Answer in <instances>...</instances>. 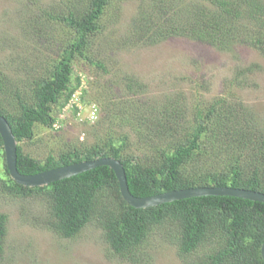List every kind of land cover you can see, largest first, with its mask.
Here are the masks:
<instances>
[{"label": "trees", "instance_id": "1", "mask_svg": "<svg viewBox=\"0 0 264 264\" xmlns=\"http://www.w3.org/2000/svg\"><path fill=\"white\" fill-rule=\"evenodd\" d=\"M15 1L21 32L40 45V55L28 64L25 77L15 74L19 77L13 79L0 61V114L16 136L21 173L114 156L125 168L130 192L138 197L206 186L264 193V121L255 118L241 98L220 95L188 106L177 94L164 102H138L131 95L140 93L143 82L129 75L111 91L114 98L103 101L97 124L89 125L92 141L65 138L60 131L65 120L56 111L61 114L75 95L82 103L90 101L89 80L75 72L76 65L101 76L113 71L107 56L111 42L104 44L101 39L109 38L108 31L110 36L114 33L109 23L115 19L119 0ZM144 1L128 25L129 36L117 41L119 46L131 41L156 45L179 36L220 50L249 45L264 59V0H149L146 7ZM14 53L16 49L6 60L10 65L17 62ZM109 81L111 77L106 83L111 88ZM112 100L116 106L110 112ZM72 108L78 119L82 106L75 103ZM54 130L47 141L59 139L62 146L50 147L43 160L24 150V143L32 144ZM0 195L19 199L25 221L62 238H72L96 222L109 249L121 260L135 263L145 252L151 261L143 246L158 230L168 235L184 264H264V201L202 195L134 207L122 197L115 172L107 165L43 186L23 185L10 177L1 134ZM36 201L46 208V216H33ZM8 225L7 213L0 212V263Z\"/></svg>", "mask_w": 264, "mask_h": 264}, {"label": "rangeland", "instance_id": "2", "mask_svg": "<svg viewBox=\"0 0 264 264\" xmlns=\"http://www.w3.org/2000/svg\"><path fill=\"white\" fill-rule=\"evenodd\" d=\"M149 2L145 0L144 7ZM140 3L141 0H119L115 19L109 23L114 33L110 36L108 31L109 38L101 39L104 44L111 42L107 45V56L113 70L110 75L101 76L99 72L95 74L82 64L76 65L75 72H80L89 80L87 99L91 102L77 103L82 106L78 119L74 118L70 103L63 107L61 114L56 111L65 120L64 128L60 130L65 138L79 137L80 141H92L93 136L88 134L89 125L97 124L103 101L109 97L114 98L111 91H114L122 78L129 75H136L143 82L139 86L140 93L137 96L131 95L138 102H164L181 94L188 106H193L224 95L230 100L241 98L250 105L247 108L253 111V116L264 121V59L256 48L238 45L233 51L220 50L207 43L179 36L156 45L145 46L131 41L127 46H119L117 41L129 36L128 25L139 13ZM18 11L15 0H0V61L3 70L13 79L19 77L15 74L25 77L28 64L33 63L32 60L35 61L40 55V45L21 32ZM118 47H121L120 51ZM14 49L16 53L13 56L17 62L10 65L6 60ZM21 65H25L23 69ZM247 68L251 69L242 71ZM38 70L39 67L36 66L35 71ZM108 77H111V88L106 86ZM29 84L30 82L24 83V88H28ZM26 94L23 91V95ZM115 106L116 101L112 100L109 111L113 112ZM86 119V123L80 121ZM257 122L261 123L259 120ZM128 128L130 129L129 126ZM54 133L55 130L50 134L40 135L32 144L24 143V150L43 160L50 147L62 146L59 139L55 143H48V136ZM137 138L132 133V139L136 141ZM144 149L146 148L142 147ZM28 205L29 202L24 203V207ZM0 212L7 213L9 218L7 247L0 264H184V260L177 254L176 246L163 231L157 230L143 246L151 261L143 251L138 261L133 263L121 260L112 253L104 239L102 228L96 222L88 223L72 238H62L41 225H35L31 220L25 221L19 199L14 201L0 195ZM40 213L46 216L47 210L36 201L33 216L39 218Z\"/></svg>", "mask_w": 264, "mask_h": 264}, {"label": "water", "instance_id": "3", "mask_svg": "<svg viewBox=\"0 0 264 264\" xmlns=\"http://www.w3.org/2000/svg\"><path fill=\"white\" fill-rule=\"evenodd\" d=\"M0 134L3 140L5 162L10 177L17 183L28 186H43L55 180L73 176L100 165L110 166L118 179L122 197L134 207H149L173 200L202 196V195H230L252 200L264 201V193L245 188L223 186L193 187L170 190L150 196L138 197L130 192L126 172L123 164L114 156L99 157L90 161H80L64 165L35 174H23L17 167V140L6 117L0 114ZM261 255L264 260V241L261 245Z\"/></svg>", "mask_w": 264, "mask_h": 264}, {"label": "built area", "instance_id": "4", "mask_svg": "<svg viewBox=\"0 0 264 264\" xmlns=\"http://www.w3.org/2000/svg\"><path fill=\"white\" fill-rule=\"evenodd\" d=\"M78 102H80L79 101V98H78V96L77 95H75L70 101H68L67 102V104L66 105H68V103H70V105L71 106H73V104H77ZM78 105V104H77ZM78 106H80V105H78ZM94 112V111H93ZM95 113V112H94ZM92 114V113H91Z\"/></svg>", "mask_w": 264, "mask_h": 264}]
</instances>
